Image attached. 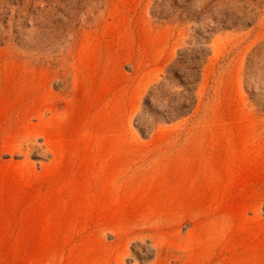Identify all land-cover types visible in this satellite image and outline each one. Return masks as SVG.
<instances>
[{
	"label": "rangeland",
	"instance_id": "rangeland-1",
	"mask_svg": "<svg viewBox=\"0 0 264 264\" xmlns=\"http://www.w3.org/2000/svg\"><path fill=\"white\" fill-rule=\"evenodd\" d=\"M0 264H264V0H0Z\"/></svg>",
	"mask_w": 264,
	"mask_h": 264
}]
</instances>
